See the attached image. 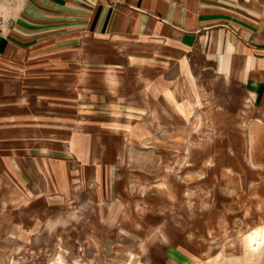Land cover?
<instances>
[{
	"label": "crops",
	"instance_id": "crops-1",
	"mask_svg": "<svg viewBox=\"0 0 264 264\" xmlns=\"http://www.w3.org/2000/svg\"><path fill=\"white\" fill-rule=\"evenodd\" d=\"M146 67H154L138 74L146 87L177 82L160 87L176 109L184 82L194 83L207 70L240 86L252 106L264 109V0H0V178L4 164L13 162L30 163L33 175L38 163L74 167L47 189L25 191L23 211L37 210V215L0 220V264L8 259L35 264L37 255L45 261L44 251L53 241L96 244L99 234L90 232L99 226L114 233L112 222L100 219L98 212L121 202L125 209L133 205L128 175L113 179L105 172L112 163L128 161L122 149L126 141L160 148L154 164H166L170 172L178 139L151 137L157 127L146 123L125 139L124 110L98 102L113 96L104 84L123 82L132 68ZM171 73L180 78L163 77ZM163 147H170V156ZM12 185L16 197L6 208L19 210L14 201L19 186ZM2 200L0 194V210ZM80 209L94 213L80 224L68 223L67 214L73 219ZM47 214H58V223L47 224ZM146 219L140 215L139 225L146 226L141 223ZM160 258L184 264L190 255L168 246Z\"/></svg>",
	"mask_w": 264,
	"mask_h": 264
},
{
	"label": "rangeland",
	"instance_id": "rangeland-1",
	"mask_svg": "<svg viewBox=\"0 0 264 264\" xmlns=\"http://www.w3.org/2000/svg\"><path fill=\"white\" fill-rule=\"evenodd\" d=\"M153 68H132L131 76L125 75L123 82L104 84L105 89H113V96L100 98L98 102L100 107H113V110L115 107L116 112L124 110L125 139L129 131L145 123L157 127V134L151 137L163 142L178 139V156L171 164L172 169L166 172V164L161 168L154 164L153 158L159 155L160 148L128 146L126 141L122 149L128 161L112 163L105 172L113 179L128 175L133 205L125 209L121 202L109 212H98L100 219L104 216V221L112 222L114 233L107 232L110 227L99 226L90 232L99 234L96 244L53 241L44 251L45 261L42 255H37L35 264H170L160 258L168 246L179 247L190 255L184 264H264L262 105L252 106L240 86L224 82L207 70L204 77L195 76L194 83L184 82L176 109L160 87L169 89L177 82L156 83L155 86L148 83L146 87L138 75L140 71L146 73ZM163 77L173 81L180 78L173 73ZM118 116L122 115L114 118ZM198 142L200 146L194 145ZM207 142L209 145L205 148ZM162 150L171 155L170 147ZM35 165L33 175L30 163L4 164L0 178V194L3 195L0 220L9 223L18 215L20 218L28 213L37 215V210L23 211L26 190L39 192L42 185L47 189V185L67 177L70 167L74 170L69 162L64 163L65 166L51 162ZM14 172H19V182ZM11 184L19 186V190L14 188L18 191V200L13 198L19 202V210L6 208L12 201ZM143 198L145 201L140 204ZM83 201L87 202L86 197ZM93 213L76 210L75 218L69 219L70 214H67L66 220L68 223L77 220L80 224ZM143 214L147 219L141 223L146 222V226L139 225L138 218ZM58 218V214H47V224L58 223ZM84 231L88 234V230ZM52 235L56 234L52 232ZM17 261L8 259L7 264Z\"/></svg>",
	"mask_w": 264,
	"mask_h": 264
},
{
	"label": "bare ground",
	"instance_id": "bare-ground-1",
	"mask_svg": "<svg viewBox=\"0 0 264 264\" xmlns=\"http://www.w3.org/2000/svg\"><path fill=\"white\" fill-rule=\"evenodd\" d=\"M256 234H257V233H256ZM252 236L254 237V236H255V234H254V235H252ZM252 236H251L250 238H253Z\"/></svg>",
	"mask_w": 264,
	"mask_h": 264
}]
</instances>
